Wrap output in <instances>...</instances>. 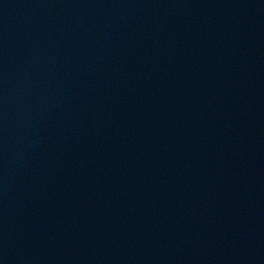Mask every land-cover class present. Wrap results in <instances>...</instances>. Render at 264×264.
I'll return each instance as SVG.
<instances>
[{"label":"water","instance_id":"1","mask_svg":"<svg viewBox=\"0 0 264 264\" xmlns=\"http://www.w3.org/2000/svg\"><path fill=\"white\" fill-rule=\"evenodd\" d=\"M0 264H264V0H0Z\"/></svg>","mask_w":264,"mask_h":264}]
</instances>
